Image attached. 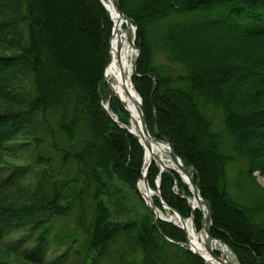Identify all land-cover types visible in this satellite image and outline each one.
I'll list each match as a JSON object with an SVG mask.
<instances>
[{
    "label": "trees",
    "instance_id": "16d2710c",
    "mask_svg": "<svg viewBox=\"0 0 264 264\" xmlns=\"http://www.w3.org/2000/svg\"><path fill=\"white\" fill-rule=\"evenodd\" d=\"M119 3L136 25L132 81L148 131L191 173L211 235L238 264H264V188L253 175L264 174V0ZM111 26L100 0H0V264H205L144 203V149L102 107ZM108 109L128 124L114 97ZM14 149L34 160L13 163ZM240 163L244 202L228 190ZM146 177L158 209L193 211L202 228L178 173L152 160ZM125 187L141 209L123 220Z\"/></svg>",
    "mask_w": 264,
    "mask_h": 264
},
{
    "label": "bare ground",
    "instance_id": "6f19581e",
    "mask_svg": "<svg viewBox=\"0 0 264 264\" xmlns=\"http://www.w3.org/2000/svg\"><path fill=\"white\" fill-rule=\"evenodd\" d=\"M101 1L107 8L110 20L112 22L111 32L108 40V61L103 74V80L110 91V95L107 94V99L103 101V104L108 109L109 101L111 97L114 96V93H116L120 99H124L123 106L131 118V124L127 127L130 128L138 138H140V141L144 146L145 165L147 164L148 160H150V158L156 157L160 165H163L165 168L177 169L174 162L169 158L168 145L166 143L157 142L142 136V127L137 111V93L133 89L130 82L132 65L136 53L132 48L130 39L128 37V31H130L132 35L133 27H126L125 21L119 16L114 6L113 0ZM112 115L115 116L114 114ZM166 155H168V157ZM179 172L183 174L182 171ZM137 187L140 194L146 201L152 199V197L157 193L153 190L146 189L143 185L142 178L138 180ZM189 203L191 206L196 205V201L192 197L189 198ZM203 211L205 212V209H203ZM155 215L157 217L169 219L171 222H174L178 226L182 227L187 239L185 246L202 256L206 260L207 264H237L226 245H222L218 241H214L211 243V249L206 248L204 244L205 235L202 229L196 230L193 227L190 219H180L173 212L164 213L161 210H156ZM211 250H217L220 253L221 261H217L212 256Z\"/></svg>",
    "mask_w": 264,
    "mask_h": 264
},
{
    "label": "water",
    "instance_id": "95a60500",
    "mask_svg": "<svg viewBox=\"0 0 264 264\" xmlns=\"http://www.w3.org/2000/svg\"><path fill=\"white\" fill-rule=\"evenodd\" d=\"M100 2L104 6V8L107 10V8L105 7L104 3L101 0H100ZM113 3H114V6H115V8H116V10H117V12L119 14V16L121 17V19H123L125 21L126 27H128V28H132L133 27V34L131 35V32L128 31V37L130 39L132 48L134 49V51L136 53L135 58H134V62H133V65H132L131 76H130V82H131V85H132V87L134 89L133 82H132V78H133L134 75H137L136 74V64H137V59H138V55H139L138 48L135 45V30H136V25H135V23H134V21H133V19L131 17L127 16L126 14H124L122 12V10L120 8L119 0H113ZM103 74H104V71H103ZM146 76L151 77L150 74H147ZM109 94H110V91H109ZM114 98L123 106V100L124 99H120L119 96L116 93H114ZM137 98H138V100L136 101L137 102V111H138V114H139L140 124H141V127H142V130H141L142 136H145L146 138L151 139V140H154V141H157V142L166 143L168 145V155H169L170 159L174 162V164L177 167V169H175V168H172V169L175 170L177 173H179L180 176L183 178V180L189 185L190 191H191V194H192V198L196 201V205L195 206H191L192 207V210L198 209L202 213V217H203L202 231H203V233L205 235L204 244H205L206 248H208V249L210 248L211 249V247H210L211 246V243L214 242V241H218L222 245H226L222 240L217 239V238H214L211 235L212 220H211V212H210V209H209L208 205L206 204V202L201 197L200 192H199L196 184L194 183L191 175L182 166V163L180 161V158L176 155V153H175V151L173 149V146H172L171 142L168 139L164 138V137L157 138L156 137L157 136V132H155V136L150 135V133L148 132L147 125H146V121H145L144 112H143V109H142V100H141V97L139 96L138 93H137ZM103 107H104V110L108 113V115H110V117L114 120V122H116L121 128L126 129L130 134H132L133 136H135L136 138H138L136 136V134L130 128H128L125 124H123L122 122H120L117 119L116 116H113L104 105H103ZM129 122L131 124V118H130V121ZM138 140H139L140 144L142 145V147L144 148L143 144L140 141V138H138ZM152 159H154L155 161L158 162L159 168H160V171L161 172L166 169L163 165H160V163H159V161H158V159L156 157H152V158H150V160H148V162L144 166L143 172L141 174V178L143 180V185L148 190H151V189H150V187L148 185L146 174H147V169H148V167H149L150 162H151ZM179 171H182L183 174H181ZM158 185H159V176H158L157 181H156V186L158 187ZM157 194L159 195V191L157 192ZM142 198H143V196H142ZM144 202H145V204L148 207H150L152 213L155 215V211L158 210V209L155 207V205L153 204L152 200L150 199L149 201H146L144 199ZM161 202H162V207L163 208H167L169 211L175 213L180 219H183L178 214V212L175 209H173L172 207H169L165 202H163V201H161ZM203 209H205V212L203 211ZM154 217L157 218L156 215ZM158 218L161 219V220H164V221L171 222L169 219H166L164 217H158ZM189 219H190L193 227L195 228L193 211H192ZM172 223L174 225L178 226L176 223H174V222H172ZM178 227H180V226H178ZM180 228L183 229L182 227H180ZM180 245H182V244H180ZM187 250H189L190 252H192L194 255H196L197 257H199L200 259H202L205 264H207L206 260L202 256H200L199 254H197L196 252H194L190 248H187ZM211 254H212V256L217 261H221L220 253H219V255H217L214 251L211 250ZM224 264H229V263H224Z\"/></svg>",
    "mask_w": 264,
    "mask_h": 264
},
{
    "label": "rangeland",
    "instance_id": "374dc122",
    "mask_svg": "<svg viewBox=\"0 0 264 264\" xmlns=\"http://www.w3.org/2000/svg\"><path fill=\"white\" fill-rule=\"evenodd\" d=\"M107 11V10H106ZM108 12V11H107ZM112 27V26H111ZM111 32V31H110ZM110 36V34H109ZM109 40V39H108ZM158 61H165L163 55H158L156 58H155V62L158 63ZM106 67V66H105ZM104 67V69H105ZM104 71V70H103ZM104 82V80H103ZM101 82L100 83V93H101V96L103 98L106 97V94L110 95L109 94V90L105 84V82L103 83ZM154 85V84H153ZM107 90V92H106ZM107 95V96H108ZM114 97V96H113ZM107 99V98H106ZM105 99L102 100V107H103V101ZM121 105V104H120ZM105 106V105H104ZM122 106V105H121ZM123 107V106H122ZM124 108V107H123ZM104 109V107H103ZM105 111V110H104ZM126 111V110H125ZM127 112V111H126ZM107 113V112H106ZM128 113V112H127ZM108 114V113H107ZM115 115V114H114ZM212 116V120H213V123H214V127L215 128H219L220 127V112L217 110L213 113L210 114ZM116 116V115H115ZM110 117V115H109ZM117 117V116H116ZM111 118V117H110ZM112 119V118H111ZM113 120V119H112ZM114 121V120H113ZM120 121V120H119ZM130 117H129V114H128V124L127 125H130ZM146 121V120H145ZM121 122V121H120ZM149 132V131H148ZM150 133V132H149ZM15 151V149H14ZM168 157V155H166ZM34 155H32V153H26V152H23V151H19V150H16L15 151V156L12 157L13 159H15V162L13 163H27V165L30 164V162H32L34 160ZM170 158V157H169ZM182 163V162H181ZM22 164V163H21ZM158 164V163H157ZM183 166V165H182ZM242 164H232L229 166L228 168V190H229V193L239 202H244V200L246 201V199H244L245 197L247 196H243L240 194V191H242V189L240 188V182H239V179H238V176H237V173H238V170H239V167H241ZM171 170H173L172 168H169ZM186 169V168H185ZM187 170V169H186ZM175 171V170H173ZM188 171V170H187ZM189 172V171H188ZM179 174V173H178ZM190 174V172H189ZM253 175L255 176V179H256V182L258 183L259 186H261L262 188H264V174L262 173H259L258 171L254 172ZM180 176V174H179ZM192 177V175H191ZM181 180L186 183L183 178L180 176ZM193 179V178H192ZM138 184V183H137ZM136 184V186H137ZM187 184V183H186ZM188 185V184H187ZM189 187V185H188ZM138 193L140 194L139 190H138V187H136ZM190 189V187H189ZM240 190V191H239ZM191 192V191H190ZM123 193L126 195L125 196V206H127V209L126 210H118L117 211V217H119L120 219H126L129 215H132L134 216V213L136 212V210H140L141 209V204L137 203L135 198H136V195L134 194V192L125 187L123 189ZM141 196V195H140ZM192 196V194H191ZM115 200H116V197H115ZM165 212L164 213H168L170 211H168L167 209H164ZM203 218V217H202ZM58 223H62L61 221H58ZM16 238V236L14 237ZM57 245L55 244H51L50 247H49V250H52L54 251L56 249ZM230 251V250H229ZM214 252H218L217 250H215ZM231 252V251H230ZM219 253V252H218ZM0 254L2 256H4V252H2L0 250ZM72 254V253H71ZM232 254V253H231ZM232 256L234 257V255L232 254ZM235 259V257H234ZM236 261V259H235ZM237 262V261H236ZM238 264V263H237Z\"/></svg>",
    "mask_w": 264,
    "mask_h": 264
}]
</instances>
